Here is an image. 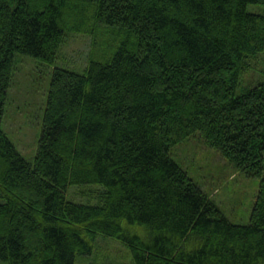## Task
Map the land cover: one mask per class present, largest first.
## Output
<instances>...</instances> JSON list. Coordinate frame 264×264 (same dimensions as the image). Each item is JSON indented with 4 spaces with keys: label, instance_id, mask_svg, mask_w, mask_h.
Listing matches in <instances>:
<instances>
[{
    "label": "trees",
    "instance_id": "16d2710c",
    "mask_svg": "<svg viewBox=\"0 0 264 264\" xmlns=\"http://www.w3.org/2000/svg\"><path fill=\"white\" fill-rule=\"evenodd\" d=\"M249 4L264 0H0V264H264V81L235 95L264 50ZM85 16L123 39L82 73L53 69L30 164L1 129L14 57L52 65ZM196 135L259 179L247 224L172 158ZM94 184V204L66 198ZM98 237L129 262H92Z\"/></svg>",
    "mask_w": 264,
    "mask_h": 264
},
{
    "label": "rangeland",
    "instance_id": "374dc122",
    "mask_svg": "<svg viewBox=\"0 0 264 264\" xmlns=\"http://www.w3.org/2000/svg\"><path fill=\"white\" fill-rule=\"evenodd\" d=\"M83 13L90 7L84 4ZM247 11L264 15V5L249 4ZM81 31L65 28V41L52 65L16 54L11 84L7 91L1 129L24 159L32 164L38 147L42 128L43 111L51 74L55 67L82 73L90 60L105 62L119 46L124 34L96 24L85 16L72 20ZM119 35V36H118ZM249 68L241 73L235 95L244 94L251 87L264 81V50L247 59ZM171 156L189 177L195 181L223 211L230 222L245 225L249 222L252 205L259 187V179L247 177L233 169L218 151L205 146L198 135L175 146ZM99 185L69 186L66 198L78 203L94 204ZM101 188V187H100ZM95 199V200H94ZM143 236L142 227L130 229ZM96 262L103 259L129 262V249L112 239L98 237L96 240ZM76 264H88L86 258L77 259Z\"/></svg>",
    "mask_w": 264,
    "mask_h": 264
}]
</instances>
